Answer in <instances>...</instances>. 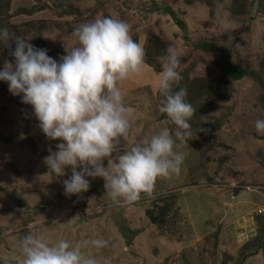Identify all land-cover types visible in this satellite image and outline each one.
Returning a JSON list of instances; mask_svg holds the SVG:
<instances>
[{
    "label": "rangeland",
    "instance_id": "374dc122",
    "mask_svg": "<svg viewBox=\"0 0 264 264\" xmlns=\"http://www.w3.org/2000/svg\"><path fill=\"white\" fill-rule=\"evenodd\" d=\"M154 1L179 15L187 26L186 31H181L163 12H149L150 0H103L101 7L95 0H71L69 5L74 10L70 12L67 8L68 13L64 10L68 4L57 11L52 8V2L44 8L39 0H12L9 17L13 22L45 21V29L33 41L41 40L40 49H46L47 55L57 62L66 55L65 47L71 49L76 45L65 24L74 29L100 16L121 19L130 25L133 39L142 46L149 36H158L166 44L164 49L173 46L178 50L181 59L178 70L183 73V80L175 86L203 79L223 89L214 62L216 54L206 53L194 43L216 37V42L233 44L232 36L238 24L227 1L212 0L211 16L185 6L183 0ZM32 6L37 8L31 14L22 13L21 9ZM259 8L260 3L253 20L247 22L248 32L239 35L240 42L235 43L239 59L254 62V67L264 51V18L258 14ZM60 26L64 27L58 29ZM169 35L177 39L169 42ZM160 50L164 52L162 45ZM156 58L155 70L160 72L161 63ZM118 86L125 106L132 112L129 135L121 140L113 156L165 127L174 131L175 126L158 110L161 97L157 73L152 67L145 64L140 75H132ZM225 90L227 99L214 97L208 104L201 99L193 106L203 107L205 113L191 119L192 123H208L213 127L198 136L192 130L193 136L187 144L174 146L175 152L184 154L179 173L158 178L151 195L141 193L135 202L114 205L105 194L101 178L88 177V191L65 195L63 181L70 177L71 168L65 169L63 177L49 171L43 159L49 155V148L56 149L40 130L31 105L21 102L22 95L10 93L9 85L3 81L0 85V264H20L19 241L30 234L43 236L49 242L66 239L83 244L104 239L107 247L97 251L89 244L82 250L97 259L106 257L110 264H221L222 254L232 257L227 264H264V250L251 249L243 258L239 253L240 247L258 234L253 211L264 206V134L254 127L257 119H264V110L255 106L260 89L251 80L243 79L229 82ZM27 136L34 145L26 141ZM8 138L12 140L7 142ZM104 164L107 165V160ZM193 167L199 168L191 170ZM209 180L213 183H208ZM222 185L227 190H219ZM170 193L177 195L181 217L192 218L184 220L188 227H178L176 238L167 240L158 235L144 212L153 199ZM245 203H249L246 208ZM36 207L45 209L35 214L25 212ZM218 237L225 241L224 250L212 245Z\"/></svg>",
    "mask_w": 264,
    "mask_h": 264
},
{
    "label": "clouds",
    "instance_id": "9594fccd",
    "mask_svg": "<svg viewBox=\"0 0 264 264\" xmlns=\"http://www.w3.org/2000/svg\"><path fill=\"white\" fill-rule=\"evenodd\" d=\"M72 36L76 45L65 47L66 55L58 62L47 55L46 49L15 37L11 52L15 63L4 62L0 81L7 82L13 95H22L23 104L31 105L47 139L61 141L56 151L48 149L43 162L57 177L71 168L70 177L63 181L65 195L88 191V177L101 178L105 194L114 205L135 202L141 193H153L158 178L179 173L184 154L175 152L174 146L176 141L187 144L193 136L190 121L195 109L186 99L187 89L173 91L183 79L178 70L180 53L169 46L158 58L162 67L157 73L161 97L158 110L166 114L174 131L165 127L113 156L121 140L129 135L132 112L125 106L118 85L142 73L145 50L133 39L130 25L118 18L100 16L81 23ZM9 41L12 37L8 29L0 28V44L11 48ZM254 127L264 134V119H257ZM260 208L264 206L257 210ZM89 244L99 251L108 242L100 238L83 244L66 239L49 242L30 234L19 241L20 264H110L106 257L97 259L86 254L82 249Z\"/></svg>",
    "mask_w": 264,
    "mask_h": 264
},
{
    "label": "trees",
    "instance_id": "16d2710c",
    "mask_svg": "<svg viewBox=\"0 0 264 264\" xmlns=\"http://www.w3.org/2000/svg\"><path fill=\"white\" fill-rule=\"evenodd\" d=\"M39 1L43 3V6H45L44 8L48 6V3L52 2L51 0H39ZM226 1L229 4V10L231 16L235 19V22L238 24L237 31L232 36L233 44L216 42L215 41L216 37H212L210 40L205 39L194 43L196 48L206 53L211 52L216 54L214 62L217 68L219 69L221 82L224 83L223 89L220 90L218 88V85H215L210 81L199 79L188 82L186 86L180 85V87H178L174 85L173 91H178L180 88H186L187 89L186 99L188 102L192 104V106H194L199 100L201 101V99H203L204 102L208 104L212 99H214V97L216 98L222 97L225 99L228 98L227 91L225 89L229 82H239L243 79H249L253 83H255L260 89V93L257 97V103H256L257 105L255 106L260 107L261 109L264 110V51L262 55L258 56L257 66L254 67V62L252 61L245 62L239 59L238 49L235 46V43L240 42L238 36L248 32L247 22L253 20V18L250 17V9L254 0H226ZM11 2L12 0H0V28H7L12 37V41H9V43L11 44V48L5 47L3 44H0V70H2L4 62L6 60L10 63L13 64L15 63L14 58L11 55V52L14 51L15 49V42H14L15 37L19 36L24 40H26L29 44H31L35 48L40 49L41 48L40 46H42L41 40L39 43H36V41L33 40L37 38L38 37L37 35H39L41 31L46 27V23L43 20H29L26 22L11 21V18L9 17ZM69 2H71V0H57L56 3L52 2L51 5L54 10L58 11L64 8L67 4L69 5ZM95 2L98 7H101L103 4V0H95ZM150 2L152 5L148 9L149 12L151 13L163 12L165 15L169 16L173 20L174 24L181 31L184 32L186 31L187 26L185 22L180 18L179 15H176L171 10L170 7L165 5L164 6L158 5L154 0H150ZM183 2L185 6L195 7L196 9H199L208 16H211L213 14L210 9V7L212 6V0H183ZM259 3H260V8L258 14L264 18V0H259ZM36 8H37L36 6H32L31 8H23L21 9V11L23 14H31ZM67 8L70 9V12L74 10L73 6L69 5L66 8H64L66 13L69 12L66 10ZM63 27L60 26L58 27V29H62ZM65 27H68V31L70 33L73 32V28L69 27L68 23L65 24ZM160 39L161 38L158 36H149L147 41H145L143 44V48L145 50V64L148 65L149 67H152L155 73H159V70L158 71L155 70V68L158 67L156 57L159 58L160 56L165 54L164 46L166 44H162ZM168 39L170 42L172 36L169 35ZM160 45H162V50H164V52L161 50L158 51ZM180 74L182 75L183 73ZM2 84L3 81H0V85ZM204 113H205V109L199 106L198 108H195V114L193 115L192 119H196ZM162 115H166V114H162ZM190 123L192 125V130L195 131L197 136L199 134H202L208 128L213 127V125L209 126L208 123L207 124L204 123L202 124L199 122L192 123V121H190ZM200 129L202 130L200 131ZM212 129L215 130L216 128H212ZM10 140H12V138H8L7 142H9ZM26 141L29 144L34 145L33 141L28 136L26 138ZM49 142H51V146L54 149H56L57 141L49 140ZM191 143L193 144L194 140L191 141ZM195 144H197V142H195ZM176 145L180 146L181 144L179 141H176ZM196 168L199 167H193L191 170H195ZM208 183L212 184L213 181L209 180ZM215 185L217 187L221 186L220 183ZM241 188H245V187H241ZM219 190H227V186H224ZM176 199H177V195L173 193L167 194L163 197H157L152 200L150 206L144 212V215L148 219L149 223L156 228L158 235L167 240L176 238L177 235L176 231H178V227L180 226L188 227V225L184 220L192 218V216L188 218L181 217V214L179 213L178 207L176 205ZM254 200L255 198L252 201ZM248 204L249 203H245V208L247 207ZM257 208L253 211L254 215L253 214L252 215L254 222L258 225V234L251 240L246 241V243H244L240 247L239 253L242 258L243 256H245L246 252L251 249L255 250L253 252H258L257 251L258 249L260 251L264 250L263 249L264 233H263V229L261 228L263 227L262 224H264V216H261L257 213L256 211ZM241 210H243V208H241ZM210 226L212 225L210 224ZM126 228L127 227H125V229ZM217 233L218 230H216V232L213 233V236L216 237ZM259 233L261 235H259ZM209 235L210 234L208 233V236ZM218 238L215 239L218 240ZM216 242L217 241H215V243ZM215 248H217L216 245ZM249 256L251 255H248V257ZM222 258L223 260L221 261V264H227L229 263L228 261L232 259V257H230L229 255L224 257L223 254H222Z\"/></svg>",
    "mask_w": 264,
    "mask_h": 264
},
{
    "label": "water",
    "instance_id": "95a60500",
    "mask_svg": "<svg viewBox=\"0 0 264 264\" xmlns=\"http://www.w3.org/2000/svg\"><path fill=\"white\" fill-rule=\"evenodd\" d=\"M258 5H259V0H254L252 7H251V11H250V17L253 18L256 15L257 9H258ZM45 208H40V207H36V208H31V209H26L25 212L29 213V214H35V213H39L42 212Z\"/></svg>",
    "mask_w": 264,
    "mask_h": 264
},
{
    "label": "crops",
    "instance_id": "0c3cea01",
    "mask_svg": "<svg viewBox=\"0 0 264 264\" xmlns=\"http://www.w3.org/2000/svg\"><path fill=\"white\" fill-rule=\"evenodd\" d=\"M220 203H222L223 204V206H224V204H225V202L224 201H222V202H220ZM225 208V207H224ZM220 236H223L222 234L220 235ZM217 242L215 243V241L212 243V245L215 247V245L216 246H219V248H220V250H224L223 249V244L225 243V241H224V239H223V237H219L218 238V240H216ZM220 254V253H219Z\"/></svg>",
    "mask_w": 264,
    "mask_h": 264
},
{
    "label": "built area",
    "instance_id": "2783aa9c",
    "mask_svg": "<svg viewBox=\"0 0 264 264\" xmlns=\"http://www.w3.org/2000/svg\"><path fill=\"white\" fill-rule=\"evenodd\" d=\"M257 213L261 216H264V208H260L257 210Z\"/></svg>",
    "mask_w": 264,
    "mask_h": 264
}]
</instances>
